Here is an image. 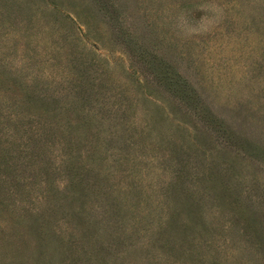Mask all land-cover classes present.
<instances>
[{
    "label": "rangeland",
    "instance_id": "obj_1",
    "mask_svg": "<svg viewBox=\"0 0 264 264\" xmlns=\"http://www.w3.org/2000/svg\"><path fill=\"white\" fill-rule=\"evenodd\" d=\"M0 264H264V0H0Z\"/></svg>",
    "mask_w": 264,
    "mask_h": 264
},
{
    "label": "trees",
    "instance_id": "obj_2",
    "mask_svg": "<svg viewBox=\"0 0 264 264\" xmlns=\"http://www.w3.org/2000/svg\"><path fill=\"white\" fill-rule=\"evenodd\" d=\"M183 161H184V163L180 167V170H179V172L177 174V180L179 178H181L180 182H181V185H182V189L184 191V189L188 190V185L185 186V184L187 183L188 176L192 175V173H191L192 171L191 172L189 171V170H192V169H191V167H187L186 166V160H183ZM212 163H213V165L215 167L218 164L216 160L213 161ZM188 164H189V161H188L187 165ZM194 167H197V165H195ZM206 173L207 172H205V174ZM217 173L218 172H216V171L214 173H213V171H211V173L208 176H212V178H213L215 176V174H217ZM206 176H207V174H206ZM206 176H205V178H206ZM212 178H211V180H212ZM207 181L209 182V179ZM191 207H192V209H191L192 213L196 214L199 217V221L201 223H203V218H202V216L200 214H198L199 212H197V210H196L198 208V206L194 204V200L192 201ZM177 213H181V210L178 209V208H175V210L172 212L170 218H168L169 222H168L167 226L165 227V229L170 228L171 224H175V225H177V227H182L184 229H186L187 226H189V228H194L196 226L194 219H192V220H190V219H188V220H186V219L185 220L178 219V217H176ZM190 237L193 238L192 236H190Z\"/></svg>",
    "mask_w": 264,
    "mask_h": 264
}]
</instances>
